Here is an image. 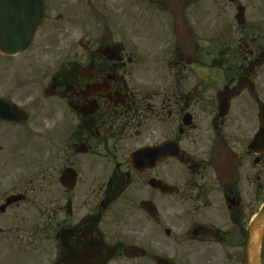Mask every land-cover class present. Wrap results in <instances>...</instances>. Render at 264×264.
<instances>
[{"label": "flooded vegetation", "instance_id": "flooded-vegetation-1", "mask_svg": "<svg viewBox=\"0 0 264 264\" xmlns=\"http://www.w3.org/2000/svg\"><path fill=\"white\" fill-rule=\"evenodd\" d=\"M41 1L0 65L41 264H264V0Z\"/></svg>", "mask_w": 264, "mask_h": 264}, {"label": "rangeland", "instance_id": "rangeland-1", "mask_svg": "<svg viewBox=\"0 0 264 264\" xmlns=\"http://www.w3.org/2000/svg\"><path fill=\"white\" fill-rule=\"evenodd\" d=\"M91 1H88L89 3L84 7V10L86 15L91 17L90 19H94L96 14L94 8L90 7ZM93 1L99 5L98 0ZM115 2L119 7L118 10H129L130 0H115ZM93 22L90 20L89 23L93 24ZM93 27H96L95 23ZM41 36L42 34L38 35L35 42H43L40 40ZM53 41L56 42L57 40L54 39ZM65 54L66 50L62 49L61 55H57L56 58L63 59ZM3 59L4 56L0 53V65H2ZM58 63L60 62L58 61ZM23 134L25 135L22 136L19 132H15L0 136V203L10 193V187L16 182L15 176L18 175V172L21 176L29 177L41 168L42 163H39V157L35 156V149L33 148L38 139L31 134ZM21 144L23 147L20 150L19 145ZM37 214V210L28 207L25 203L0 213V229L11 231L9 233L11 237L7 240L0 236V264H41L44 261L42 252L37 250L39 243L32 236ZM35 250L38 252L36 253ZM113 264H117V262H113ZM120 264H130V262L122 260Z\"/></svg>", "mask_w": 264, "mask_h": 264}, {"label": "water", "instance_id": "water-1", "mask_svg": "<svg viewBox=\"0 0 264 264\" xmlns=\"http://www.w3.org/2000/svg\"><path fill=\"white\" fill-rule=\"evenodd\" d=\"M32 2L33 0H0V51L2 53H18L27 46L35 24L33 22V25L26 27V23L30 24V20L37 21L41 13L40 6L37 9L31 7ZM1 116L5 117L0 114ZM18 199L20 198L9 197L6 203L0 207V210L3 211L6 205ZM261 218H264L263 215L262 217L260 215L256 222ZM137 250L136 247H126L124 249V255L127 257L143 255L142 251L139 253ZM248 263L258 264V259L254 251H251V255L248 257ZM162 264L166 263L162 262Z\"/></svg>", "mask_w": 264, "mask_h": 264}]
</instances>
